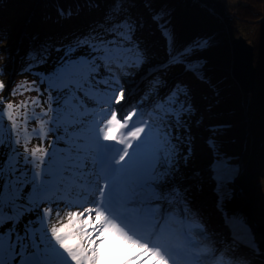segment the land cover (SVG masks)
Wrapping results in <instances>:
<instances>
[{
  "label": "snow or ice",
  "instance_id": "6c2138e0",
  "mask_svg": "<svg viewBox=\"0 0 264 264\" xmlns=\"http://www.w3.org/2000/svg\"><path fill=\"white\" fill-rule=\"evenodd\" d=\"M121 10L122 5L118 0V5H115L114 10L109 14L112 20L106 21V24L101 26L103 31L90 34L77 42L80 47L88 48V57L78 61L70 60L57 76V79L61 81L57 90L67 89L63 101L64 109L57 108L55 118L56 127L59 128L61 127L60 112L66 110L65 115L69 117L68 126L64 127V132L68 137L65 143L69 145L68 163L64 171L72 170L74 178L72 187L67 189V194L70 195L75 188L82 196L79 204L69 203L66 206L82 207L85 202L95 205L93 209H85V211H94L96 220L99 221V226L93 228V232L97 233L99 243H96L94 247H85L81 243L84 237L92 235L84 231L89 223L88 220H79L83 213L70 211L67 214V223L60 227L53 225L50 229L46 227L45 222L50 216V210L45 209L41 215L40 204L45 200L51 202L48 193L59 187L64 178L63 172H53V166L49 162L48 167L42 172L32 174L33 195L25 197L23 183L27 174L21 172L17 175L20 154L15 147L11 144L5 145L4 140L0 139V145L10 149V151L0 153V155L7 156V160H0V228L5 224H10L8 229L0 232V264H11L10 261L3 259V253L7 248L9 254L15 256L17 247L21 253H26L29 249L33 250L32 255L23 259L22 264H69V261L74 264H116V261L128 255L133 249L140 250L138 256L133 259H138L139 256L147 257L140 264H149V261L151 264H169L172 259V248L175 245L169 246L160 241L163 238L173 241L185 234L184 224L191 213L186 197L179 193V190L165 197L162 186L163 181L175 167L180 147L179 137L173 135V127L182 128L193 111L189 93L186 88L177 87L168 97L162 99L156 105L155 119L152 124L147 125V131L144 126L137 127L136 122L131 121L134 115H143L142 112L134 110L127 116H123L121 112L118 117V111L121 110H113L112 101L115 100L118 104L124 96L123 85L120 84V73L128 67H139L143 62V54L139 45H134L133 42L136 25L128 18L118 20ZM63 14L61 12V15ZM153 19H159V17L154 16ZM168 35L171 39V35ZM109 36L111 38H107ZM207 43V41H198L195 46L206 47ZM45 51L42 49L34 59L43 60ZM190 51L191 48L180 55L186 56ZM177 62L181 61L177 60ZM101 69L104 70L103 73ZM113 84L119 87L113 88ZM101 85L104 87L101 88ZM80 92H83L87 101L97 105L107 104L111 111L110 118H107L106 112L99 114L103 118L104 127H100L95 120L91 122L95 136L92 149L77 144L71 139L75 133L69 131L72 125L83 122L72 119L73 112L79 116L95 114V110H89L85 99L78 95ZM116 92H119V95H116ZM51 99L50 95L49 100ZM56 100L59 105V96ZM32 103L39 104V100H34ZM21 106H26V104ZM7 108L11 110L13 105L8 104ZM49 111H52L51 107ZM2 116L3 110L0 109V119ZM8 118L12 120V129L15 130L18 126L11 112L8 113ZM28 119L25 114V122ZM130 122L131 128L124 134L122 130L128 128ZM47 123V121H41V138L47 134L44 129ZM139 123L147 124L146 121H139ZM141 133H144L143 137ZM101 135L103 141H115V144L101 143ZM16 143H19V139ZM117 145H122V147H117ZM27 151L25 148V153ZM39 151L43 150L35 148L32 150L31 161L25 155L24 163H32L33 167H39L37 159L41 163L44 162L43 156L37 157ZM89 155L92 160L91 169H88ZM116 156H119L118 160ZM76 169L80 171L77 173ZM95 169H100V174H97L95 179L98 180L102 176L106 181L107 190L97 189L93 180L89 179ZM49 175L52 176L51 180L48 179ZM78 180H82L83 183H79ZM121 185H123L122 189ZM121 191L123 195L120 194ZM145 193L148 194L147 197ZM97 194L99 199H96ZM59 199L57 197V200ZM161 200L168 204L166 210L152 212L148 208L150 203ZM181 201L184 202L182 206ZM182 213L183 217H181ZM33 214L36 217L35 220L29 219L23 222L26 215ZM133 217L136 218V222L144 224L148 230L147 236L140 234L137 230ZM22 222L23 231L21 232L19 226ZM172 223H179L178 231L172 228ZM49 231L51 239L48 236ZM52 240L55 244H52ZM249 247L256 251L259 250L254 240ZM200 255L207 256L208 253H198L197 257H194L188 264H201L198 259ZM212 258L216 259L214 253ZM127 264H132V260H129ZM220 264H225L222 257ZM229 264H237V262L233 259Z\"/></svg>",
  "mask_w": 264,
  "mask_h": 264
},
{
  "label": "trees",
  "instance_id": "16d2710c",
  "mask_svg": "<svg viewBox=\"0 0 264 264\" xmlns=\"http://www.w3.org/2000/svg\"><path fill=\"white\" fill-rule=\"evenodd\" d=\"M226 1L229 0H119L122 10L118 20L128 18L135 23L133 42L139 45L140 51L142 46L135 35L147 28L148 20L153 26L148 28L149 31H155L164 39L158 57L171 61L175 71L182 73L181 80L168 88L166 97L177 87L184 88L187 80V85L194 80L205 85L207 100L203 106L206 115L212 117L204 118L205 114L198 113L192 106L193 111L187 120L204 118L202 123L207 121L206 138L214 160L226 163L224 153L231 146H241L242 151L249 152L246 188L242 185L236 187L229 180L217 183L212 211L215 218L219 215L245 243L250 245L255 241L259 250L252 248L251 251L258 264H264L261 238L253 232L254 225L249 217L239 211L248 202L254 220L264 222V0H231L237 2L235 4ZM115 5L118 0H0L1 84L4 79L7 83L10 81L11 70L15 71L17 78L26 73L38 74L39 103L46 109L41 115L48 118L47 115L54 114L53 109L49 111L47 96L55 98L59 93L52 85L45 84L43 78L51 76L50 79H56L53 77L58 76L60 67H63L60 55L66 52L88 57V48L80 47L77 42L90 34L102 32L101 26L112 20L109 14ZM154 16L159 19H153ZM239 35L254 47L256 90L251 94H244L230 74V45ZM198 41H207V46L196 47ZM190 48L186 56L180 55ZM42 49L46 50L43 60L34 59ZM164 80L158 87L149 86L148 91L155 94L164 88ZM78 95L84 98L83 92ZM10 96L8 92L0 102L4 99L7 105L12 104L8 102ZM162 99L164 97L157 96L155 104ZM9 123L8 118L6 126ZM178 153L184 161H189L179 149ZM238 158L237 153L230 163L235 164ZM0 160L5 157L0 155ZM32 191L33 188H23L25 197H31ZM29 219L34 220L26 218ZM48 236L51 239L49 233ZM51 242L55 244L54 240Z\"/></svg>",
  "mask_w": 264,
  "mask_h": 264
},
{
  "label": "rangeland",
  "instance_id": "374dc122",
  "mask_svg": "<svg viewBox=\"0 0 264 264\" xmlns=\"http://www.w3.org/2000/svg\"><path fill=\"white\" fill-rule=\"evenodd\" d=\"M228 2L231 4L237 3L235 1L232 2L231 0L226 1V3ZM146 25L147 28L138 31L135 35L142 46L141 52L143 54V63H140L139 67H128L126 69L127 71L125 70L120 73V84L123 85L122 90L124 93V98H122L118 104L115 100H113L112 107L113 110H121L118 111V117L121 115V112L128 114L134 110L144 112L146 116H148L147 124L144 126L147 131V125L152 124L153 120L155 119L154 112L156 108L155 103L157 96L160 95L165 98L168 93V88L173 86L175 81L177 82V80H181L180 77L182 73L175 71L176 67H173L174 63L168 60L167 62L163 61L162 58L158 57L160 56V53L158 52L161 50L162 45L164 44V39L158 37L155 31H149L148 28L153 27L150 20L147 21ZM60 58L61 65L64 66L70 60L78 61L85 57L82 55L79 56L77 52H66L63 55H60ZM155 65H157L158 68L152 69V67H155ZM57 69L58 66L56 70ZM56 73L57 72L55 71V74ZM9 77L10 81L8 83L5 79L4 83L1 84L0 82V85H3V87H0V98L3 97V95L6 97L7 93L10 92L11 96L8 102H12L13 108L9 110L4 99H2V102H0V109L3 110V116L2 119H0V139L4 140L5 145L11 144L12 147H15V149L20 154V163L18 165L17 175H19L21 172L27 174L26 177H24L23 188H34L32 184V174L35 172H42L48 167L49 162H51L53 166V172H63L64 178L61 180L59 187L48 193V196L51 197V202H49V200H45L40 204L39 208L41 215H43L45 209L50 210V216L45 222L48 229H50L53 225L60 227L62 224L68 222V212H74L75 209H79L75 206H66L69 203L73 204L74 200H79L76 199L72 193L70 195L67 194V189L72 187V180L74 177L72 170L64 171V168L68 163L67 150L69 148V145L65 143V139L68 137L64 132V127L68 126L69 120V117L65 115L66 110L61 111L59 114L61 119V127L57 128L55 124L57 108L64 109L63 101L64 95L67 93V89H64L63 91L57 90L59 94H57L55 98H52L51 101L49 100V96H47V103L53 109L54 114L47 115L48 118H44L41 113L44 114L46 111L45 106L42 107L40 103H32L34 100H39L38 94L40 92V87L39 82L36 81L38 80L36 78L39 77L38 74L35 75L26 73L24 76L17 78L18 76H16L15 71L11 70L9 72ZM44 78V83L47 85H52V87L55 89H57L61 83V81L57 79V76L53 77L56 78L55 80L50 79L52 78L51 76ZM163 79H165L164 81L166 82V86L164 88L162 87L158 89L159 91L155 94H152L151 91H148L150 90V87L160 86V82ZM188 81L189 80L185 81L186 83L184 88L188 90L191 105L196 108L198 113L203 115L205 114L204 118L212 117L210 114L206 115L207 110L203 106V103L207 100L205 99V95L207 93L205 85L199 84L195 80L192 81L191 84L187 85ZM6 83L8 85H6ZM103 87L104 86L101 85V88ZM112 87L117 88L119 86L113 84ZM131 88L133 89L132 93L135 92L134 94L131 93ZM109 94L112 93L109 92ZM115 94L119 95V92H116ZM58 96L60 98L59 105L57 104L56 100ZM81 98L85 99V103L87 104L89 110H95V114L79 116L73 112L71 118L82 120L83 122L72 125L69 131L70 133H75L71 139L77 144L84 145L89 149H92V146L95 143V136L92 131L91 122L95 120L99 123L100 127H104L103 118L99 114L101 112H106L107 118H110L111 111L109 110V106L107 104L97 105L94 102L87 101L86 98H83V96ZM103 99H107V97H103ZM124 100L125 102L123 103L122 101ZM22 104H26V106H21ZM9 112H11L12 116L15 118L16 124L18 126L15 130L12 129V120H10V123L6 126ZM25 114H27V117L29 118L27 122H25ZM204 118L201 120L195 118L189 119L184 124V126L179 129L173 127V135L179 137L180 147L178 149L189 157V161H184L180 153H178L177 162L174 169L167 176L166 180L163 181V194L165 197H168L173 191L179 190V193L186 197L188 207L191 208V213L184 224V230L192 228V234L197 237L196 241L200 244V250L203 251V253L209 254L210 259H206L205 264L213 259V253L215 254L217 260L212 264H220L221 257L224 259L225 264H229V262L233 259H235L237 264H258L257 260L255 259V254L251 251L252 248L249 247V244L245 243L243 239L239 238L235 231L232 230L231 232V228L223 222L219 215L217 218H215V216H213L215 214H213L212 211V206L216 202L214 190L217 183L219 184L224 180H229L236 187L242 185L244 188H246L249 181V152L242 151L241 146L237 145L234 146V148L231 146L229 150H226L224 153V159L226 160V163L219 162L221 166L223 165V175L221 180L216 182L214 180L212 167L218 161H215V158L212 157V153L208 145V137L206 136L208 124L207 121L202 123ZM41 121L48 122L44 125V129L46 130L47 134L43 138L40 136ZM141 135H144V133H141ZM153 135H155L154 131ZM58 137H60L59 140ZM17 139H19V143H16ZM101 141H103L102 135L100 137V142ZM106 142L108 143L109 141ZM112 142L115 144V141ZM117 147H122V145H117ZM197 147H201V154L199 152L196 154L193 153V148ZM25 148L28 150L27 153H25ZM34 148L43 150L37 152V157H44L43 163L37 159V164H39V167H33L32 163H24L25 155H27L29 161L32 160L31 152ZM5 151H10V149H6L3 145H0V153ZM237 153L239 158L237 159L236 163H230L233 156H237ZM2 156H4L5 160H7L6 155ZM116 159L118 160L119 156H116ZM91 168L92 160L91 156L89 155L88 169ZM75 171L78 173L80 170L76 169ZM94 172H96V169ZM48 179L51 180L52 176L49 175ZM58 179L60 178L58 177ZM89 179H92L96 188H98V180H96L94 176L89 177ZM78 182L83 183L82 180H78ZM122 188L123 185H121V189ZM25 191H27V189L24 190V193ZM120 193L123 194L122 191ZM32 195L33 191L31 192V196ZM144 195L147 197L148 194L145 193ZM57 197L60 199L57 200ZM183 203L184 202L181 201V206ZM74 204H79V201L78 203ZM82 207H84V211L85 209L94 208L90 204H85ZM148 208H150L152 212H155L156 208L158 212L161 210H166L168 208V204L161 200L150 203ZM86 216L89 219H95V222L99 223V221L96 220L94 211H85L84 214L79 217V220L83 221ZM181 217H183V213L181 214ZM197 217L201 219H198ZM247 217H249V219L253 222L254 228L260 224L254 220L250 207L247 210ZM26 218H33L34 220L36 219L34 214L31 216L26 215L23 218V222L27 221ZM192 221L196 222L194 223L196 227L190 226ZM23 222L19 226L21 232L23 231ZM216 223H218L217 226ZM9 227L10 224H5L2 228H0V231L4 232ZM89 227L90 224L88 223L84 228V231L89 232ZM172 228L175 230L179 229V223H172ZM49 234L51 236L50 231ZM14 238L15 237H13V239ZM235 238L239 240L236 241ZM164 239L163 241H165ZM220 241H222V243H220ZM216 242L220 248L227 249V251L230 253H222L221 250L218 252L214 251V243ZM81 243H83L85 247H92V243L90 244L86 237L81 240ZM165 243L168 244L166 241ZM31 251L33 250L29 249L26 253H21L19 247H17L16 255L11 256L6 248L3 253V259L5 261H10L11 264H18L21 262L23 257ZM60 251L62 252L63 250L61 249ZM122 263L123 262H120L119 264ZM69 264H74V262L69 261Z\"/></svg>",
  "mask_w": 264,
  "mask_h": 264
},
{
  "label": "water",
  "instance_id": "95a60500",
  "mask_svg": "<svg viewBox=\"0 0 264 264\" xmlns=\"http://www.w3.org/2000/svg\"><path fill=\"white\" fill-rule=\"evenodd\" d=\"M231 55H232V61H231L230 74L232 78L236 81V83L239 85L240 90L244 94L253 93L256 90L254 47L251 44H249L242 35H239L231 41ZM218 174L219 172L217 173V175ZM249 207L252 211L250 203L245 202V204L241 206V209L239 210L240 213L247 216V210ZM252 216L254 217L253 212H252ZM257 222H259L260 224L256 228H253V232L260 236L262 245L264 246V222H260V221ZM31 255L32 252L29 253L28 255H25L23 259ZM23 259L18 264H22Z\"/></svg>",
  "mask_w": 264,
  "mask_h": 264
},
{
  "label": "bare ground",
  "instance_id": "6f19581e",
  "mask_svg": "<svg viewBox=\"0 0 264 264\" xmlns=\"http://www.w3.org/2000/svg\"><path fill=\"white\" fill-rule=\"evenodd\" d=\"M244 37V36H243ZM245 38V37H244ZM246 39V38H245ZM233 40V39H232ZM231 46V45H230ZM143 63V62H142ZM154 68H158V66L157 65H155V67H152V69H154ZM132 88L130 89V91H131V93H132ZM135 92H133L132 94H134ZM124 98V97H123ZM123 103L125 102V100L124 101H122ZM144 135H141V137H143ZM135 143V142H134ZM193 153L194 154H196V153H200L201 154V147H197V148H193ZM74 203H78V201L77 200H74L73 201ZM72 202V203H73ZM79 209H75V211L74 212H76V213H83L84 214V207H78ZM198 219H201V218H199V217H197ZM84 220H88V222H89V224H90V227H89V229L88 230H90L89 232L90 233H92V235L90 236V237H86L87 238V241L90 243L91 241H95V243H92V247H94L95 246V244L96 243H99V239L97 238V233H95V232H93V228L94 227H98L99 226V223L98 222H95V219H89L87 216L84 218ZM222 221V220H221ZM226 224V223H225ZM220 243H222V241H220ZM215 244V249H214V251H216V252H218L219 250H221L222 251V253H226V254H228V253H230L229 251H227V249H224V248H220L219 247V245H218V243L216 242V243H214ZM263 246V245H262ZM264 247V246H263ZM125 251H127V249H124ZM139 249H133L132 251H130L129 252V254L128 255H126V256H124L122 259H120V260H118V261H116V264H119L120 262H123L122 264H127V262L129 261V260H132V264H140V262L142 261V260H146L147 259V257L146 256H139V258L138 259H133V257H137L138 256V253H139ZM210 253V252H209ZM106 259H107V257H106ZM207 259H210L209 257H207ZM205 260H206V258L203 260V264H205ZM217 259H212V260H210V261H208V263H206V264H212L213 262H215ZM149 264H151V261H149Z\"/></svg>",
  "mask_w": 264,
  "mask_h": 264
}]
</instances>
